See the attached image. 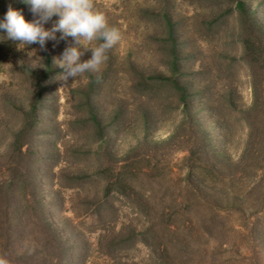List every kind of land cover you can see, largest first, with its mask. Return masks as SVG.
Masks as SVG:
<instances>
[{
	"label": "rangeland",
	"instance_id": "rangeland-1",
	"mask_svg": "<svg viewBox=\"0 0 264 264\" xmlns=\"http://www.w3.org/2000/svg\"><path fill=\"white\" fill-rule=\"evenodd\" d=\"M92 2L121 35L100 73L60 81L47 61L73 46L60 33L45 50L10 41L0 52V181L36 201L33 220L20 199H0V264H64L60 241L69 264H264V143L240 159L252 95L234 0ZM244 2L264 26V0ZM177 36L193 57L182 69L202 72L184 79L185 97ZM162 73L167 86L149 81Z\"/></svg>",
	"mask_w": 264,
	"mask_h": 264
},
{
	"label": "trees",
	"instance_id": "trees-1",
	"mask_svg": "<svg viewBox=\"0 0 264 264\" xmlns=\"http://www.w3.org/2000/svg\"><path fill=\"white\" fill-rule=\"evenodd\" d=\"M21 0H0V17H2L9 7H12L15 10H19L25 17L27 21L31 18L30 6L25 3H19ZM24 1V0H23ZM16 4V5H14ZM228 4V3H227ZM234 8L229 9L227 12L228 17L237 16V20L239 22V38L240 43L243 47V58H242V64L240 67H244L250 78L249 87L251 90L252 100L251 104L248 107H245L243 110L240 111L239 117L242 120V123L246 126L248 130V135L246 139V143L244 145V150L241 155V160L248 162L251 160V158L254 156L256 152V146H262L264 143V26L262 23L258 20V17L255 13L248 10L246 3L244 0H234ZM15 6V7H14ZM224 7V5H222ZM178 35V33H174ZM2 36H6V32L0 31V40H3L0 42V52L2 48L7 44V42H10L9 40L5 39ZM185 45V42L181 40L179 36H177L176 44L174 46V53H173V62L176 68V78L174 79V83L177 87L181 86V89L183 90L184 97L188 94V88L186 83L184 82V79L187 78H193L196 76H199L202 74L201 71H194L191 69V73H185L184 69H182L181 64H183L184 57L187 59L193 58L190 54L186 55L184 51L182 50V47ZM181 49V50H180ZM54 56L49 54L47 56L48 66L49 68H52L56 63L54 62ZM179 66V67H178ZM156 82L157 84H160L159 86L161 88L167 86L166 83L171 81V78L167 76L166 74L162 73L159 77H156L155 79L149 80ZM147 82V81H146ZM144 98V96H143ZM228 110H227V116L230 117L232 113H234L232 108V101L228 102L227 104ZM182 114L184 116H189L191 113L192 108L189 107L188 102L184 103ZM33 113L36 116V108L33 109ZM33 115V116H34ZM34 122L31 127L25 130L24 137L27 135L35 136V130L37 127V121L38 118L34 117ZM29 133V134H28ZM26 150L21 146L19 148V154L25 155ZM121 175V174H120ZM19 181H16L19 184ZM13 184L10 182V185H5V182L0 181V199L1 201H5V207L7 205L6 202L8 200H21V209L23 216L27 214V216H30L28 213V210L32 204H34L35 197L32 199L29 198L26 195L19 196L18 194H9L8 189L13 188ZM121 184V181L118 180L116 183H114V186L118 188ZM41 191V190H40ZM112 189L108 190L107 195L111 193ZM41 195V192H40ZM2 205V203H1ZM44 208L40 209V212L38 213L37 218L38 222L41 224H44L46 226L47 231L55 233L52 228H50V223L47 220L46 213L43 210ZM23 217V219H24ZM31 219L34 220V216H30ZM49 224V226H48ZM61 243L57 246L55 245L56 250H60V259L64 260V264H69V257H68V247L64 241H60ZM1 246V245H0ZM12 244L11 242H7L5 246H3V253L2 257L7 258L10 257L9 250L11 249Z\"/></svg>",
	"mask_w": 264,
	"mask_h": 264
},
{
	"label": "clouds",
	"instance_id": "clouds-1",
	"mask_svg": "<svg viewBox=\"0 0 264 264\" xmlns=\"http://www.w3.org/2000/svg\"><path fill=\"white\" fill-rule=\"evenodd\" d=\"M30 5L33 19L27 21L24 15L12 7L0 17V31L6 32L5 39L30 47L38 45L45 50L48 41L72 38L73 46L66 47L54 62L61 69L60 81L77 79L84 73L98 74L106 63L107 53L120 40L121 35L108 25L105 14L98 10L92 0H24ZM58 17L51 28L45 25ZM3 40H0L2 42ZM93 42L95 45L93 46ZM90 51L91 57L82 61L81 57ZM99 79V76H97Z\"/></svg>",
	"mask_w": 264,
	"mask_h": 264
}]
</instances>
